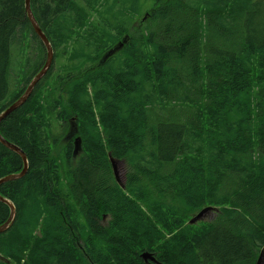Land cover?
Returning a JSON list of instances; mask_svg holds the SVG:
<instances>
[{
  "label": "trees",
  "instance_id": "trees-1",
  "mask_svg": "<svg viewBox=\"0 0 264 264\" xmlns=\"http://www.w3.org/2000/svg\"><path fill=\"white\" fill-rule=\"evenodd\" d=\"M76 2L31 0L55 59L72 37L59 16L91 23ZM120 15L113 32L85 37L93 66L70 73L64 65L56 80L52 67L0 122L28 160L23 177L0 184L16 208L0 233V264H150L144 252L152 264H256L264 248V0H154L134 29ZM46 56L25 0H0V112ZM54 114L77 127L76 156L72 142L59 158L55 140L47 142L46 123L60 121ZM109 153L129 161L125 188ZM22 169V157L0 142V178ZM208 206L218 208L214 219L188 223ZM9 217L0 201V225Z\"/></svg>",
  "mask_w": 264,
  "mask_h": 264
},
{
  "label": "rangeland",
  "instance_id": "rangeland-1",
  "mask_svg": "<svg viewBox=\"0 0 264 264\" xmlns=\"http://www.w3.org/2000/svg\"><path fill=\"white\" fill-rule=\"evenodd\" d=\"M76 1L78 5L81 6V4H84L86 7L85 9L90 10L89 20L91 21V23L82 24V25L80 24L71 25L69 18H66L67 20L64 23H62L61 21L62 15L59 16V24L62 27V33H64V35H68L69 31H71L72 37L67 44H62V45L60 44L56 47V52L60 55V58L56 56L55 63L53 65V72L51 74L52 80H56L58 76H65L66 72L68 71V68H66L64 65H68L71 68L70 73H73L75 71L82 72L83 70L87 69L89 66L91 67V65L93 64L92 55H93L95 48H94V45L89 46L90 48H86L85 46H83L85 37H90L91 34H93L95 31H99L101 33H103L104 31L113 32V29L110 26V22L116 16H118V19H117V22H115V25L118 24L120 20L123 18L120 15V13L122 12L124 14V17L127 16L131 18V21L129 22V28L131 27L134 29L139 25L140 22H142L141 18L143 17L141 16L144 13L148 12L154 4V0H140L139 8H138L135 4V0H121V1L120 0H93L96 2L95 6L92 5L90 1H87V0H76ZM121 5L123 6V9L119 10L121 9ZM111 6H113V9L109 10L108 8ZM75 7L79 8L76 4H75ZM104 11H107V12L104 13ZM67 13H69L68 16L70 15L72 18L74 17V20H76L77 18L76 15L78 14L72 13V10ZM100 14H104V18H102V20H101ZM98 22L99 24H97ZM145 25L149 26V23H147L146 21ZM116 40H119V38ZM29 44H30V41H29ZM33 48H35V50L40 53L44 52V49L40 47L39 43H37ZM28 53H30V48L25 49L24 57ZM73 53H77L78 56L73 57L72 56ZM35 56H37V54H35ZM39 56L40 55H38V57ZM22 77H23V74L21 73L18 80L22 79ZM54 117L60 121L54 122L53 119H49V122L46 123V127L43 130L48 132V134H46V136L49 137V139L47 140L48 143H51L52 141L55 140L56 148H55L54 154L57 158H59L61 155L62 146L66 142V140L64 139V135L70 128L69 126L72 124V122L71 120H69L67 123H65V119H60L59 114H54ZM63 124H65V126H63ZM130 168L131 167H130L129 161L127 159H118V162H117L118 177L120 181L123 182L124 184L126 183L127 173L130 171ZM114 178H115V175H114ZM25 210L27 211L29 209H25ZM198 212L199 211H197L195 214H197ZM195 214H193L191 218ZM216 214H217V210L215 209L209 210L208 212L205 213L204 218L201 221L203 222L210 221L215 218ZM189 220H188V223H189ZM201 221L195 223L194 225L199 226L201 224ZM262 251H263L262 264H264V248L262 249Z\"/></svg>",
  "mask_w": 264,
  "mask_h": 264
},
{
  "label": "water",
  "instance_id": "water-1",
  "mask_svg": "<svg viewBox=\"0 0 264 264\" xmlns=\"http://www.w3.org/2000/svg\"><path fill=\"white\" fill-rule=\"evenodd\" d=\"M25 5H26L27 15H28V18L30 20V23H31L33 30H35V32L43 39V41H44L43 43L46 46V49L48 50L47 59H46L44 66L31 79L30 83L27 85V87L22 92V94L18 98H16L13 102H11L4 110H2L0 112V122L4 118H6L7 115H9L11 112L16 110L18 107L22 106L29 99L32 92L34 91L35 86L40 82V80L43 78V76L47 73V71L51 67V65L53 63V59H54V55L52 54V49H53L52 44L50 43L45 32L42 30L36 16L32 12L33 9H32V5H31V0H26ZM124 40L125 39H123V41H121L119 44L115 45L112 49H110L103 56L102 60L104 61V60L108 59L110 56H112L118 50H120L124 45ZM0 142L3 145H5L6 147H8L9 149L18 153L22 157L23 163H24V167L20 173L11 174V175L9 174V175H6V176L0 178V184H2V183L7 182L9 180L17 179V178H20L23 175H25L27 170H28V160H27V155L23 151V149H21L18 145L10 142L5 137H3L1 132H0ZM74 145H75V147H74L73 153H74V156H76L79 153V151L81 150V138L80 137L75 138ZM109 159H110L112 169H113V173L115 175L117 183L124 188L125 184L123 182H121L119 177H118V169H117L118 159L113 157L110 153H109ZM0 201L6 203L10 207V217L6 220L5 223L0 225V233H3L5 231H7L11 227V225L13 224L15 217H16V208H15V205L12 201H10L8 198H5L1 194H0ZM212 209L218 210V208L213 207V206L205 207V208L201 209L197 214H195L189 220V223L195 224V223L203 220L205 213L208 212L209 210H212ZM141 256L144 258V261L146 263L149 260L150 261L156 260L155 256L152 253L144 252L141 254ZM0 257H3V256L0 255ZM262 259H263V251H262V253H261L256 264H262Z\"/></svg>",
  "mask_w": 264,
  "mask_h": 264
},
{
  "label": "bare ground",
  "instance_id": "bare-ground-1",
  "mask_svg": "<svg viewBox=\"0 0 264 264\" xmlns=\"http://www.w3.org/2000/svg\"><path fill=\"white\" fill-rule=\"evenodd\" d=\"M25 3H26V0H25ZM25 8H26V5H25ZM26 12H27V11H26ZM32 12H33V10H32ZM33 14H34V12H33ZM148 14H149V11L146 12V13H144V14L141 16V17H143V18H141L142 22L145 21V19L147 18ZM142 22L139 23L140 26H141V23H142ZM34 31H35V30H34ZM36 34H37V33H36ZM37 35H38V34H37ZM38 36H39V35H38ZM39 38H40V40H41L42 43H43V42H44L43 39H42L40 36H39ZM48 39H49V38H48ZM49 41H50V40H49ZM50 43H51V42H50ZM43 45H44V43H43ZM44 46H45V45H44ZM45 47H46V46H45ZM46 50H47V49H46ZM47 54H48V50H47ZM52 54L54 55L53 63H52V65H51V67L48 69L47 73L51 70V68L53 67V65H54V63H55V52H54V49H52ZM46 59H47V56H46ZM45 62H46V60H45ZM45 62H44V64H45ZM44 64H43V66H44ZM43 66H42V67H43ZM47 73L43 76V78L47 75ZM43 78H42V79H43ZM42 79H41V80H42ZM41 80H40V81H41ZM36 86H37V85H36ZM36 86H35V87H36ZM26 87H27V86H26ZM24 90H25V89H24ZM24 90H23V91H24ZM32 93H33V92H32ZM21 94H22V93H21ZM21 94H20V95H21ZM20 95H19V96H20ZM31 95H32V94H31ZM19 96H18V97H19ZM18 97H17V98H18ZM30 97H31V96H30ZM30 97H29V98H30ZM12 102H13V101H12ZM153 143H154V142H153ZM23 167H24V163H23ZM21 171H22V170H21ZM21 171H20V172H21ZM20 172H18V173H20ZM11 174H16V173H11ZM11 174H10V175H11ZM23 176H24V175H23ZM23 176H22V177H23ZM20 178H21V177H20ZM17 179H18V178H17ZM13 180H14V179H13ZM9 181H10V180H9ZM59 209H60V207H59ZM217 211H218V210H217ZM102 220H103V222H104L105 220H107V217L104 215V217H103ZM51 229H52V228H51ZM148 253H150V252H148ZM151 253H152V252H151ZM261 253H262V251H261ZM141 254H142V253H141ZM260 255H261V254H260ZM141 257H142V256H141ZM259 257H260V256H259ZM142 258H143V257H142ZM81 259H82V257H81ZM81 262H82V261H81ZM156 262H157V260H155V261H151V263H156Z\"/></svg>",
  "mask_w": 264,
  "mask_h": 264
},
{
  "label": "flooded vegetation",
  "instance_id": "flooded-vegetation-1",
  "mask_svg": "<svg viewBox=\"0 0 264 264\" xmlns=\"http://www.w3.org/2000/svg\"><path fill=\"white\" fill-rule=\"evenodd\" d=\"M70 127V126H69ZM79 136V134L77 133V129L74 128H69L68 131L65 133L64 135V139L69 142V143H73V147H74V139ZM106 221V220H105Z\"/></svg>",
  "mask_w": 264,
  "mask_h": 264
}]
</instances>
